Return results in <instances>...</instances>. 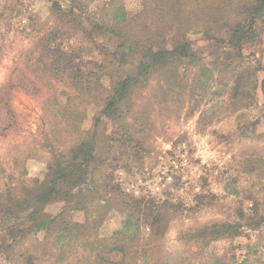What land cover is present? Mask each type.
<instances>
[{
    "label": "rangeland",
    "instance_id": "1",
    "mask_svg": "<svg viewBox=\"0 0 264 264\" xmlns=\"http://www.w3.org/2000/svg\"><path fill=\"white\" fill-rule=\"evenodd\" d=\"M209 1L187 0L178 15L168 12V0H0V203L42 191L56 162L70 160L75 139L67 133H94L93 159L82 171L83 184L69 190L68 204L56 199L37 214L30 209L7 216L0 206V264H23L30 244L46 242L49 251L60 246L62 220L85 223L89 234L110 240L135 201L145 241L154 221L149 211L164 214L159 264L232 257L229 264H264V15L255 25L260 41L234 50L207 39L209 28L199 16L218 4L235 15L240 0ZM66 10L81 23L72 16L67 24ZM122 14L127 22L116 23ZM96 24L120 35L102 33ZM220 26L211 30L223 37ZM179 31L193 56L143 78L115 115L96 122L113 79L132 75L143 50ZM125 38L141 44L128 52ZM59 51L97 64L81 66L98 73L90 79L95 90L77 91L70 70L52 75ZM123 53L128 56L121 64ZM113 63L116 75L104 74L100 66ZM73 110L78 121L63 135L65 115ZM77 205L84 209L73 210ZM61 213L50 235L47 228L37 230L40 220ZM213 225L235 229L203 252L199 241L184 239ZM36 247L41 256L43 248ZM110 259L120 258L113 253Z\"/></svg>",
    "mask_w": 264,
    "mask_h": 264
},
{
    "label": "trees",
    "instance_id": "2",
    "mask_svg": "<svg viewBox=\"0 0 264 264\" xmlns=\"http://www.w3.org/2000/svg\"><path fill=\"white\" fill-rule=\"evenodd\" d=\"M169 7L168 12H180L183 13L187 9V0H168ZM199 4L204 5L210 3L209 0H196ZM210 8V4L207 5ZM218 8V9H217ZM212 6V11L208 14L206 11L203 15L199 16L205 21V26L209 30L205 31V37L210 40H214L220 44H225L233 47L234 50L240 51L243 44L255 41H260L258 32L255 30L257 22L262 20L264 15V0H240L236 8L235 15H227L225 11H222L220 5L218 7ZM77 9V8H76ZM220 10V12L218 11ZM222 11V12H221ZM196 13V12H195ZM75 15V16H74ZM64 18L67 19L66 23L70 24L69 17H72V22L75 25L81 23L80 17L73 14L71 11L66 10L63 13ZM116 23L127 22V16L125 14L117 15L115 17ZM181 17H179L180 19ZM177 25V24H176ZM180 25V24H179ZM221 25V29L224 31V36L219 37L211 30V27ZM96 29L100 32H106L109 35H120L109 25L96 24ZM87 34H91L87 32ZM184 32L179 31L171 40L165 42H159L156 44V48H147L141 52V60L136 66V70L132 75H126L124 78L113 79V89L109 96L105 98L104 104H102L101 111L99 112L96 122L99 121L100 116L115 115L120 102L129 95L131 89L136 86L141 80L152 73H157L162 69L168 67H174L178 63V60L182 61L185 58H191L190 41L185 37ZM123 40L127 45L128 52L134 51L136 47H139L141 41L129 43L128 38ZM46 44V43H45ZM48 46V45H47ZM45 46V47H47ZM146 48V47H145ZM57 61L52 66V75H61L65 71L70 70L69 80L75 85V88L79 92H85L86 94L95 90V84L91 83L90 79L96 77L98 73L92 69L97 64L92 62H85L79 60L77 62L76 56L68 55L66 53L57 52ZM112 56L117 58L118 54L115 52ZM128 54H121L119 61L124 63ZM82 64L91 65L87 71H82ZM243 65V64H242ZM108 66V67H107ZM106 67L101 65L100 68L104 74H110L113 76L118 72L119 67L117 64H109ZM114 66V67H113ZM241 67V64L240 66ZM238 67V68H239ZM238 73V72H237ZM236 73V74H237ZM116 75V74H115ZM239 75H242L241 73ZM242 78L238 76L234 87L236 85V91L239 92V87ZM95 83H98V79L95 78ZM234 90V88H233ZM80 113L77 110H73L65 115L67 122L64 123L66 129L63 131V135L67 132L73 124L78 121ZM77 130H74V132ZM72 133V132H70ZM74 137L75 144L70 149V160L64 159L63 161H57L55 167L50 170L47 185L42 188L39 194H35L33 197L28 195L24 200L8 197L7 202L0 206L5 207L7 213H16L18 211L28 212L30 209H35L33 212L37 214L40 212V207L49 205L56 199L59 201L69 203V200L73 198L71 191L75 187H79L83 184L81 178L85 172L88 164L91 162L94 156V133L81 131L76 134H68ZM67 138V137H66ZM78 172V173H77ZM77 173V174H76ZM79 175V176H78ZM79 183V184H78ZM81 192V189L77 190L76 194ZM29 193V192H28ZM34 201V205L32 204ZM141 203L135 201L131 210L133 213H128L122 230L118 231L114 236L108 240L100 238L97 235L92 236L86 229L88 226L84 223H72L62 220V230L59 239L63 240L60 246H56L52 251H49L46 247L47 243L30 244L21 256L23 264H159V241L164 234L163 228V216L161 212L150 210L148 216L154 217L152 227V233L149 240L145 241L141 238L140 232V218L137 215L142 211ZM38 205V206H37ZM82 206H75L73 210H83ZM64 213V212H63ZM63 213L54 217L44 218L40 220V224L37 226V230L47 228V234L50 235L57 228L58 222L62 219ZM5 217V216H4ZM6 218V217H5ZM102 216H99V221ZM227 225H213L211 227H205L201 230H197L185 235L184 239L188 242L199 241V250L205 249L213 239L223 237L226 233L233 231L235 228H229ZM231 230V231H229ZM14 233V231H12ZM20 233V231L18 232ZM234 233V232H233ZM46 234V236H47ZM24 236L22 238L24 239ZM42 247V255L37 253V247ZM1 250V247H0ZM37 253V254H36ZM115 253L120 259L119 261H113L110 259V255ZM199 256V253L197 254ZM202 257V256H201ZM185 261V260H184ZM212 264H229L234 261V257L230 258L227 262L221 258H211ZM189 264H211L208 260L200 259L196 262Z\"/></svg>",
    "mask_w": 264,
    "mask_h": 264
}]
</instances>
